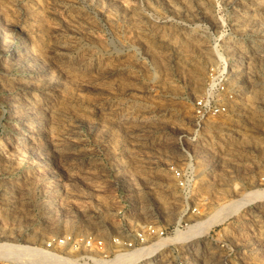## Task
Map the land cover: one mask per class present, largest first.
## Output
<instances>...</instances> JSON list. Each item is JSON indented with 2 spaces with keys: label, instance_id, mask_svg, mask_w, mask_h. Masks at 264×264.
Wrapping results in <instances>:
<instances>
[{
  "label": "rangeland",
  "instance_id": "374dc122",
  "mask_svg": "<svg viewBox=\"0 0 264 264\" xmlns=\"http://www.w3.org/2000/svg\"><path fill=\"white\" fill-rule=\"evenodd\" d=\"M160 242L131 264H264V0H0V249Z\"/></svg>",
  "mask_w": 264,
  "mask_h": 264
},
{
  "label": "bare ground",
  "instance_id": "6f19581e",
  "mask_svg": "<svg viewBox=\"0 0 264 264\" xmlns=\"http://www.w3.org/2000/svg\"><path fill=\"white\" fill-rule=\"evenodd\" d=\"M42 99V97H41V95H36V96H34V97H32V99H31V102L30 103H32V104H34V103H36V102H39L40 100ZM29 103V104H30ZM127 118H125V119H123V120H126ZM22 139V138H21ZM23 140L24 141H28V138L27 137H23ZM248 203V201L247 200H238V201H236V202H234L231 206H229V207H231V211L232 212H236L238 209H241V207H243L244 205H246ZM228 207V208H229ZM230 213V212H229ZM233 213V214H234ZM225 215V214H224ZM227 215V214H226ZM228 215H230V214H228ZM227 215V216H228ZM214 222V221H213ZM212 222V223H213ZM215 223V222H214ZM198 223H196V224H194V226L195 225H197ZM201 223H199L198 225H200ZM200 227V226H199ZM209 227H210V224H206L204 227H202L201 228V231L203 232V231H206V230H208L209 229ZM193 228L194 227H191V229H189V230H191L192 232L194 231L193 230ZM191 231H188V233L189 232H191ZM198 231V230H197ZM194 234V233H193ZM192 235V234H191ZM189 235L188 234H182V233H176V235L169 241V242H174V243H181V242H183V240L184 239H186L187 237H188ZM164 245V242H160V243H156V244H153V245H151L150 247H148V248H145V249H142V250H139V251H137V252H133V253H131V254H129L128 256L126 255V257H125V259L123 260L122 259V261H118V263L119 262H123L124 264H131V262H133V260L134 261H137V260H140L142 257L143 258H145V257H148V256H150L151 254H153L154 252H157L162 246ZM33 250H35V249H33ZM38 251V250H37ZM34 251H32V253H33ZM39 252V254H41V255H44V253L43 252H41V251H38ZM38 252L37 253H35L36 255H39L38 254ZM31 253V249H25V250H20V249H18V248H12V249H0V254H3L4 256H8V255H12L11 257L13 258L14 257V259H17V260H20L21 258H27V260L29 261V262H31L32 264H33V262L35 261V262H37V261H40L41 263L43 262V261H45V260H43V261H41V258L39 259V260H34V258H31V257H33V256H31L30 254H32ZM43 253V254H42ZM45 256H47L46 254H45ZM35 257V256H34ZM42 257V256H41ZM44 257V256H43ZM20 258V259H19ZM30 258V259H29ZM36 258V257H35ZM45 258V257H44ZM47 259H48V257H46ZM43 259V258H42ZM47 259H46V261H47ZM50 259V258H49ZM49 259H48V261L47 262H49ZM27 260H26V262H27ZM51 260H53V259H51ZM52 262H54V261H52ZM55 262L57 263V261L55 260ZM28 263V262H27ZM30 263V264H31ZM45 263V262H44ZM49 263H51V262H49ZM58 263H60L59 261H58ZM29 264V263H28ZM34 264H36V263H34ZM38 264H39V262H38ZM43 264V263H42ZM46 264V263H45ZM110 264V263H109Z\"/></svg>",
  "mask_w": 264,
  "mask_h": 264
},
{
  "label": "built area",
  "instance_id": "2783aa9c",
  "mask_svg": "<svg viewBox=\"0 0 264 264\" xmlns=\"http://www.w3.org/2000/svg\"><path fill=\"white\" fill-rule=\"evenodd\" d=\"M182 174L180 172H175V176L178 178V180L180 181L181 184H183L184 182H182ZM67 245V241L65 240V238L61 239V240H55L53 239L52 241H48L45 245L46 247V252H54L56 250H60V249H64ZM132 244H128V248H131Z\"/></svg>",
  "mask_w": 264,
  "mask_h": 264
}]
</instances>
